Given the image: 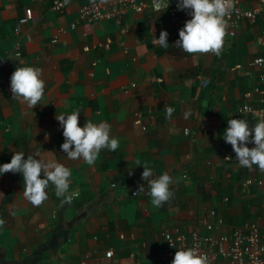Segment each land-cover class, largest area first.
Returning <instances> with one entry per match:
<instances>
[{
	"label": "crops",
	"instance_id": "crops-1",
	"mask_svg": "<svg viewBox=\"0 0 264 264\" xmlns=\"http://www.w3.org/2000/svg\"><path fill=\"white\" fill-rule=\"evenodd\" d=\"M86 1L69 0L61 12L53 0H0V163L15 151L39 152L70 167V191L80 193L62 204L49 186L36 206L23 195L21 173L0 175V264H161L166 228L194 230L206 219L223 232L264 220L262 187L244 184L264 170L241 166L222 135L232 116L249 126L264 118L255 91L262 67L254 63L264 55V18L236 27L226 20L219 55L188 53L174 43L179 35L164 13L129 12L122 24H92L79 17ZM27 7L34 19L20 23ZM161 30L167 48L152 42ZM19 63L42 70V104L31 107L13 95L10 76ZM166 105L174 108L170 119ZM73 109L81 125L107 120L120 147L101 149L94 165L70 160L55 114ZM145 161L153 177H172V197L161 207L141 176ZM141 184L145 192L133 194Z\"/></svg>",
	"mask_w": 264,
	"mask_h": 264
},
{
	"label": "clouds",
	"instance_id": "clouds-1",
	"mask_svg": "<svg viewBox=\"0 0 264 264\" xmlns=\"http://www.w3.org/2000/svg\"><path fill=\"white\" fill-rule=\"evenodd\" d=\"M169 0H160L154 10L161 13L168 7ZM177 7L188 9L190 18L179 29V37L174 42L188 53L213 52L220 54L224 43L226 19L232 0H177ZM167 30H161L158 37L153 35V43L163 48L169 46ZM41 69L33 65H19L10 76V88L13 95L33 107L42 104L45 93V81L41 76ZM247 107L240 110L246 112ZM174 112L172 106H165L166 118H171ZM79 109L62 111L55 114L63 129L64 140L60 148L73 161L82 159L88 165H94L101 149L114 151L120 147V139L110 135L111 124L107 120L94 121L86 119L83 125L79 120ZM185 119L191 115L187 110L183 113ZM223 138L230 143L236 159L243 167L253 165L264 170V118L249 126L246 118L232 116L227 119V126L223 130ZM248 142L254 146L249 147ZM141 176L146 181L147 192L152 197V204L161 207L172 197L170 182L172 177L167 171L153 177V168L147 161ZM140 164V163H138ZM19 172L23 178V195L31 204L39 206L48 198L49 186H53L61 203L71 202L80 195L78 189L70 191L72 169L53 159H45L39 152L25 155L24 151H15L11 159L0 163V175L7 171ZM145 184L139 185L138 193L145 192ZM0 219V226L4 224ZM171 264H210L205 253H197L192 247L176 248Z\"/></svg>",
	"mask_w": 264,
	"mask_h": 264
},
{
	"label": "built area",
	"instance_id": "built-area-1",
	"mask_svg": "<svg viewBox=\"0 0 264 264\" xmlns=\"http://www.w3.org/2000/svg\"><path fill=\"white\" fill-rule=\"evenodd\" d=\"M246 0H232V7L225 17L233 27L238 26L243 20H257L264 18V0H254L253 4L247 5ZM160 0H88L81 4L79 17L89 20L92 24L102 21H114L122 24L129 12L144 13L153 12L154 6ZM69 0H53V6L58 11L63 12ZM164 13L172 25L176 34L183 27L185 21L190 18L188 9L177 7V0H169L168 7L161 11ZM34 19L31 7L25 9V14L20 18V23H29ZM18 28L17 32H20ZM31 36H28V40ZM53 43L59 41V35H55L51 40ZM20 53V52H18ZM254 63L262 67L260 84L255 87V91L261 94L264 114V55H259L254 59ZM19 64H16L12 72ZM209 79L202 82L207 86ZM133 85H136L133 83ZM137 123H143V115L135 112ZM146 127V125H143ZM252 143V142H251ZM227 159L230 156H226ZM245 185L257 184L262 187L264 193V174L257 177H248L244 181ZM137 194V190L133 191ZM219 224H223L222 218L218 219ZM216 222L201 219L194 230H186L181 225H174L166 228L163 235L166 239L165 247L161 254V264H171L176 248L192 247L197 253H205L209 257L210 264H264V220L246 221L242 224L233 225L223 232H217ZM108 256L112 251L108 250Z\"/></svg>",
	"mask_w": 264,
	"mask_h": 264
}]
</instances>
